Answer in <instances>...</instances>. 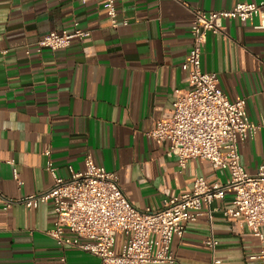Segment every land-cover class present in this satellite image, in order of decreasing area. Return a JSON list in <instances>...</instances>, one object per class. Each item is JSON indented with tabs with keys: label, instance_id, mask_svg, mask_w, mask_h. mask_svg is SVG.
Instances as JSON below:
<instances>
[{
	"label": "crops",
	"instance_id": "obj_1",
	"mask_svg": "<svg viewBox=\"0 0 264 264\" xmlns=\"http://www.w3.org/2000/svg\"><path fill=\"white\" fill-rule=\"evenodd\" d=\"M263 0H118L111 27L105 0H0V264H102L98 256L58 244L50 235L53 203L33 210L5 207L4 199L43 192L59 176L83 171L87 154L115 171L131 204L160 209L166 198L189 193L196 178L225 182L229 171L205 159L180 168L168 156V141L146 135L159 119L170 118L177 89L189 86L182 68L193 45L190 8L223 10ZM90 32L59 50H35L51 30ZM264 15L227 19L209 32L201 55L204 72H215L230 100L245 99L251 121L264 124ZM263 25V26H261ZM49 149L50 155L45 151ZM241 163L250 173L264 165V127L240 144ZM16 168L22 184L13 176ZM232 193L216 199L174 236V264H257L264 248L241 218L223 209ZM264 234V227L262 228ZM214 237L215 248L205 244ZM126 236H116L122 250ZM166 264V263H150Z\"/></svg>",
	"mask_w": 264,
	"mask_h": 264
},
{
	"label": "built area",
	"instance_id": "obj_2",
	"mask_svg": "<svg viewBox=\"0 0 264 264\" xmlns=\"http://www.w3.org/2000/svg\"><path fill=\"white\" fill-rule=\"evenodd\" d=\"M104 6L111 27L128 24L126 19H119L118 0H105ZM190 11L194 15L193 45L182 64L188 71L189 86L176 90L173 116L155 121L146 135L168 141L167 155L175 156L180 168H185L190 159H205L214 168L228 170V179L211 184L198 177L189 193L166 198L160 209L139 210L123 192L118 174L96 164L92 155L87 154L83 171L71 170L68 177L59 176L49 159L46 169L53 180L51 187L43 192L4 199L6 208L22 204L33 210L42 203L52 202L56 221L49 235L62 246L98 256L102 264H174L173 237H181L187 223L203 214L204 204L211 215L212 202L230 192L232 202L223 209L224 216L241 218L264 243V165L255 173L248 172L239 152L240 144L253 139L264 124L249 119L245 99H229L219 86L217 73L204 72L201 68L207 34L220 32L227 19L245 21L262 17L264 0L239 2L230 9L195 7ZM89 35V31L75 22L72 30L55 29L43 35L35 43V50L41 53L44 49H65ZM45 154L49 156L50 150ZM13 176L22 184L16 168ZM119 233L126 236V242L117 252L114 246ZM205 244L213 249L217 241L209 237ZM251 258L257 264H264V248Z\"/></svg>",
	"mask_w": 264,
	"mask_h": 264
}]
</instances>
